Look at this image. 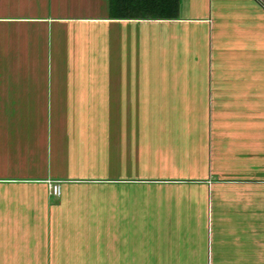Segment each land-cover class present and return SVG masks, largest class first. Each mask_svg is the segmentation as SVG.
Returning a JSON list of instances; mask_svg holds the SVG:
<instances>
[{
	"label": "rangeland",
	"instance_id": "rangeland-1",
	"mask_svg": "<svg viewBox=\"0 0 264 264\" xmlns=\"http://www.w3.org/2000/svg\"><path fill=\"white\" fill-rule=\"evenodd\" d=\"M259 1L264 7V0ZM201 2L214 12L219 3ZM214 12L210 17L206 12L215 23L209 39L201 28L196 33L198 54L172 50L174 44L168 41L163 57L165 66H197L204 61L209 70L199 75L164 74L149 82L138 74L79 70L110 69L127 61L132 66L134 55L136 60L144 55L137 33L134 44L123 45L122 64H112L108 36L105 42L93 40L85 50L86 43L80 46L72 35L60 43L45 34L36 42H10L0 25V198L6 199L2 205L10 208L11 196L44 195L48 206L58 204L62 196H73L82 200L75 203L79 212L93 216L81 219L83 228L75 223L64 235L63 242L71 246H48L49 235L46 244L1 246L0 264H264V124L254 120L255 94L244 86L245 75L220 74L217 67L224 60L209 53L211 36L215 41L222 29ZM201 53L205 56L200 60ZM231 62L237 65L238 59ZM241 65L253 67L243 60ZM219 77L225 79V88ZM127 96L135 101H127ZM145 99L162 105L126 104H142ZM97 102L102 105L89 106ZM109 102L123 105H104ZM30 126L39 132L26 131ZM58 126L59 140L64 128L66 135L77 132L85 137L86 159L77 162L67 155L64 172L71 177L42 179V162L49 170L51 165L53 175L58 172L55 139L50 140V130ZM34 139H40L42 149ZM92 158L94 163L85 162ZM16 175L26 180L14 179ZM34 177L39 179H30ZM129 179H134L133 186L126 184ZM54 185L60 186L59 196L52 193ZM128 190L134 191L133 219L126 217L128 206L132 208ZM95 201L102 213L104 241L99 246L91 236L96 230ZM66 205L73 221L79 220L73 203ZM18 230L22 232L21 225ZM83 235L87 240L80 244Z\"/></svg>",
	"mask_w": 264,
	"mask_h": 264
},
{
	"label": "crops",
	"instance_id": "crops-1",
	"mask_svg": "<svg viewBox=\"0 0 264 264\" xmlns=\"http://www.w3.org/2000/svg\"><path fill=\"white\" fill-rule=\"evenodd\" d=\"M200 1L201 0L197 3V0H180L179 17L176 20L151 21L110 19L109 0H0V25L1 27L6 28L3 32H6L8 36L12 38L10 39V42H12V40L14 42H36L37 40H40L42 34H45L49 41L60 43L61 40L65 38L68 39L72 35L76 37L80 46L82 42L86 43L85 50H90L93 40L95 43H101V41L105 42L106 40L104 37L108 36L109 40L107 42L110 43L113 48H109L111 50L110 57L114 59L112 60V64L122 62L125 51L123 45L126 44L128 48L129 44H134L137 33L139 36L137 41H142V43H144V55L142 56V59L138 57L136 60V56L133 53L132 66H129V62L127 61L125 62V66H110V69L86 67L79 70L84 71L85 74L105 73L104 71L106 70L113 71L112 74L115 75L138 74L144 76L143 79L149 82L154 80L155 76L157 77L159 75H181L183 73L199 75L204 74L205 71L209 70H206L204 61H200L197 66H185L181 64L165 66L163 58L167 51V46L165 44L168 43V41L174 44L172 50H179L180 48L183 52H195L198 54V51L196 50L197 31L200 28L205 30V36L209 39V34H212L215 24L214 21L209 18L211 15L210 11H212V13L214 11L213 9H210V6L207 10L206 6L202 4V2L200 3ZM217 1H219V3L215 6L216 10L214 13H217L218 25L221 24L222 29H219L220 32L216 34L217 37L215 41L211 36L210 41L212 47L211 50H209V53L213 55L215 53L214 57H217L219 60H224V62L217 67L220 74L224 73V75L227 74V76H229L232 71H235L237 74L240 73L245 75L243 78V82L246 81L244 86L249 87L248 91L255 94L253 105L256 106L257 110L255 111L256 115L254 120L260 124H264V7L260 4L259 0H231L230 2L226 0ZM202 13L203 17L199 16ZM206 15L209 17H206ZM213 19H215L214 16ZM193 27L196 28L195 33ZM44 28H46V30ZM183 43L185 44L182 45ZM175 44H180V47H176ZM96 47L97 45H95V48ZM129 52L130 49H126V55L129 54ZM178 53H180V51H178ZM204 56L205 54L201 53L200 60L203 59ZM232 58L238 59V62H236L237 65L231 66ZM124 59L126 60V58ZM242 60L243 63H250L253 67L242 66ZM50 71L52 72L53 69L51 68ZM250 76H255L254 80ZM217 80L219 83H223L221 86L224 88L226 87L224 85V78L219 77ZM133 96H127V101H135L134 98H131ZM143 96L154 97V95L150 93H144ZM0 99H2L1 94ZM246 100L243 99L247 104H252V100ZM126 104L127 106L162 105L160 103L153 104L150 100L146 102L144 101L142 104H135V102L130 104L127 102ZM68 105L71 106L73 104ZM96 105L101 106L102 102L91 103L89 106ZM104 105L119 107L123 105V103L109 102L108 105L106 103H104ZM60 128H62V126L54 127V129L52 128L50 130V140L53 137L55 139V144L53 146L55 150L54 154H56L55 162H57L58 166L56 170L58 172H55V175H53L51 165L49 170L42 162V167L44 168L43 171H46V175H43V173L41 174L42 179L48 177L51 180H64V178L71 177L64 172L66 171V167L63 165V161L65 160L63 158L67 155H72V158L77 159V162L86 159L83 153L84 149H82L85 147V137L83 138V136L77 132L74 135H66L65 133L67 130L64 128L63 132L61 131L59 140L57 136L60 133ZM30 129L31 131L39 132V129L35 126L34 128L32 126L27 127L26 131ZM55 129L58 130L55 131ZM41 132H44V130H41ZM48 134L49 131L47 130V136ZM34 137H31V139ZM66 138H69V141ZM94 139L95 137H91V141ZM27 144L30 146L32 143L27 142ZM34 144L42 149L40 139H34ZM41 154L42 152L40 155ZM92 160L93 158L88 159L85 162L91 163ZM94 162L95 160L92 163ZM31 166L32 164H28L26 170L30 171L32 169ZM115 167L116 166H112L113 169H115ZM13 178L26 180L24 179L26 177H20L18 175ZM89 178H92V176ZM30 179L38 180L39 177ZM85 179L88 178H82V180ZM132 181H134V179H129L126 181V184L133 186L134 182ZM155 181H158V183L166 182L162 180ZM109 183H115V181H109ZM127 193L128 204L132 199L129 204L130 208L132 205V211L128 206L126 217L127 219H133L134 191L132 190L129 192L128 190ZM42 196L43 197H40L39 195L31 196L26 197V199L21 196H18L17 198L11 196L9 198V203H11L10 208L3 207L2 204L6 199L0 198V242L2 239L5 241V243H0V248L1 246H18L19 243H23L24 246L46 244L48 238L47 235L50 236L48 242L50 245L48 246H71L70 242L68 244L63 242L64 235L67 234L68 236L70 234L69 231L71 232V227H74L75 223H78V225L83 228L84 226L81 219L84 217H93L82 215L81 212H79L80 210L78 206L75 207V203L82 201L79 198L72 196V198L70 197V199H66L67 197L62 196L61 201L58 204L48 206L46 197L44 195ZM68 202L71 203V206L73 203L76 211L80 213L79 215H75L79 220L74 219L73 221V213H71V215L67 212L68 205L66 204H68ZM28 204L31 207H27ZM129 210L131 212H129ZM101 214V208L97 206L95 201L93 219L96 220L94 221L96 230L94 233L90 231L93 233L91 236H93V241L95 242L94 246H99V243H103L104 241L103 229L101 227ZM14 217L15 220L19 217L22 221H12ZM108 217L110 216L108 215ZM145 217L146 213L144 212V218ZM19 225L22 226V232H19L18 230ZM84 225H86V223ZM79 226L78 228L82 229ZM7 234L9 235V244L7 241ZM82 234H84V232ZM87 234H89L88 229ZM85 236L86 235L82 236L80 244L86 242L87 237ZM244 239H247L246 234L244 235ZM1 259L2 258H0V261Z\"/></svg>",
	"mask_w": 264,
	"mask_h": 264
},
{
	"label": "trees",
	"instance_id": "trees-1",
	"mask_svg": "<svg viewBox=\"0 0 264 264\" xmlns=\"http://www.w3.org/2000/svg\"><path fill=\"white\" fill-rule=\"evenodd\" d=\"M180 0H109V17L117 20H176Z\"/></svg>",
	"mask_w": 264,
	"mask_h": 264
},
{
	"label": "built area",
	"instance_id": "built-area-1",
	"mask_svg": "<svg viewBox=\"0 0 264 264\" xmlns=\"http://www.w3.org/2000/svg\"><path fill=\"white\" fill-rule=\"evenodd\" d=\"M52 193L55 196H59L60 195V186L59 185L52 186Z\"/></svg>",
	"mask_w": 264,
	"mask_h": 264
}]
</instances>
